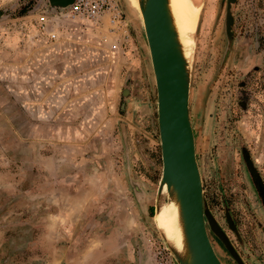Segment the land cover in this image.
<instances>
[{"label": "rangeland", "instance_id": "obj_1", "mask_svg": "<svg viewBox=\"0 0 264 264\" xmlns=\"http://www.w3.org/2000/svg\"><path fill=\"white\" fill-rule=\"evenodd\" d=\"M199 3L188 118L203 202L241 260L264 264V0H234L229 40L224 0ZM120 6L128 37L110 59L106 19L55 21L52 40L35 20L52 16L47 0H0V264H176L155 253L160 159L141 16L137 0Z\"/></svg>", "mask_w": 264, "mask_h": 264}, {"label": "water", "instance_id": "obj_2", "mask_svg": "<svg viewBox=\"0 0 264 264\" xmlns=\"http://www.w3.org/2000/svg\"><path fill=\"white\" fill-rule=\"evenodd\" d=\"M70 1L47 0V4L50 8L64 7ZM224 2V34L229 40L232 24L230 5L234 0ZM137 3L155 90L159 144L160 173L152 214L159 204L169 199L176 202L183 250L176 251L157 233L176 264H222L211 247L206 227L236 264H245L203 202L188 118L190 64L183 57L167 0H137Z\"/></svg>", "mask_w": 264, "mask_h": 264}, {"label": "built area", "instance_id": "obj_3", "mask_svg": "<svg viewBox=\"0 0 264 264\" xmlns=\"http://www.w3.org/2000/svg\"><path fill=\"white\" fill-rule=\"evenodd\" d=\"M49 9L52 16L41 12L35 17L38 31L49 39L56 40L62 35L60 24L55 21L63 20H86L101 26L106 19L109 23L107 28L111 33H114L112 40L107 45L110 51L122 50V43L128 37L127 20L118 0H71L64 7H49ZM155 253L161 258L168 257L163 246H157Z\"/></svg>", "mask_w": 264, "mask_h": 264}, {"label": "bare ground", "instance_id": "obj_4", "mask_svg": "<svg viewBox=\"0 0 264 264\" xmlns=\"http://www.w3.org/2000/svg\"><path fill=\"white\" fill-rule=\"evenodd\" d=\"M178 43L183 57L191 64V45L200 18L199 0H167ZM89 22V21H83ZM91 23V22H90ZM159 204L153 215V225L157 232L178 252L183 250V237L178 219L177 204L169 199Z\"/></svg>", "mask_w": 264, "mask_h": 264}, {"label": "flooded vegetation", "instance_id": "obj_5", "mask_svg": "<svg viewBox=\"0 0 264 264\" xmlns=\"http://www.w3.org/2000/svg\"><path fill=\"white\" fill-rule=\"evenodd\" d=\"M205 227H206V225H205ZM206 234H207L208 240H209V242H210V244H211V247H212V249H213L215 255L217 256V258L219 259V261H220L222 264H225V262L223 261L222 257L218 255V253H217V251H216V248H215L217 245L220 246V245H219L220 242L217 240V238L214 236V234H212V232L209 231V230L207 229V227H206ZM218 242H219V243H218ZM221 245H222V244H221ZM224 249H225V248H224ZM228 255H229V254H228ZM230 258H231V257H230ZM232 261H233V260H232ZM233 262H234V261H233Z\"/></svg>", "mask_w": 264, "mask_h": 264}, {"label": "crops", "instance_id": "obj_6", "mask_svg": "<svg viewBox=\"0 0 264 264\" xmlns=\"http://www.w3.org/2000/svg\"><path fill=\"white\" fill-rule=\"evenodd\" d=\"M104 53H105V56L110 58V59L114 58L115 55H116L114 51H110V50H107V49H105ZM108 68H109V66H108ZM108 70H110V69H107L106 71H108Z\"/></svg>", "mask_w": 264, "mask_h": 264}, {"label": "trees", "instance_id": "obj_7", "mask_svg": "<svg viewBox=\"0 0 264 264\" xmlns=\"http://www.w3.org/2000/svg\"><path fill=\"white\" fill-rule=\"evenodd\" d=\"M151 210H152V208H151ZM151 214V213H150Z\"/></svg>", "mask_w": 264, "mask_h": 264}]
</instances>
